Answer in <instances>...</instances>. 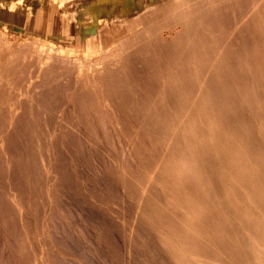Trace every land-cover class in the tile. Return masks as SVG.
I'll use <instances>...</instances> for the list:
<instances>
[{
	"label": "rangeland",
	"instance_id": "1",
	"mask_svg": "<svg viewBox=\"0 0 264 264\" xmlns=\"http://www.w3.org/2000/svg\"><path fill=\"white\" fill-rule=\"evenodd\" d=\"M213 1L66 3L87 5L71 19L86 30L56 27L57 4L23 19L0 7V264L264 263V1L225 46L257 0ZM200 86L210 107L188 124Z\"/></svg>",
	"mask_w": 264,
	"mask_h": 264
},
{
	"label": "bare ground",
	"instance_id": "2",
	"mask_svg": "<svg viewBox=\"0 0 264 264\" xmlns=\"http://www.w3.org/2000/svg\"><path fill=\"white\" fill-rule=\"evenodd\" d=\"M221 1H222V0H221ZM221 1H220V0H214V1H213V6H215V4H217V3L220 4ZM227 1H229V0H224V3L227 2ZM233 1H234V0H233ZM263 1H264V0H257V2L251 7V10L249 11L250 13H249V12L246 13V14L241 18V22L238 23L239 25L237 24L238 26L233 27V29L230 30V31L228 32L229 34L226 35L227 37H226V41H225L224 46L227 45V43H228L229 41H232V40H236V41H237V40H238V38L241 36V31H243V30H239L240 27L242 28V25H243V26H244V25L247 26V25H249V24H254V23L257 22V18H258V15H257V14H258V13L255 14L254 11H255V9H256V10H259V9L263 8V7H262L263 5L261 4V3H263ZM211 3H212V2H211ZM207 6H208V5H207ZM211 7H212V6H211ZM211 7H210V8H211ZM215 7H216V6H215ZM224 7H225V6H224ZM205 8H206V7H205ZM96 10H97V6H93V12H94V14L97 13ZM210 10H211V9H210ZM228 10H229V8H228ZM253 10H254V11H253ZM207 11H208V10H207ZM209 12H210V11H209ZM225 14H226V13H225ZM228 15H229V14H228ZM218 16H219V15H218ZM211 18H212V17H211ZM210 20H211V19H210ZM216 21H217V20H216ZM254 21H255V22H254ZM242 33H243V32H242ZM214 37H215V36H214ZM194 39H195V38H194ZM236 41H235L234 44L237 43ZM223 43H224V42H223ZM238 43H239V42H238ZM16 45H17V44H16ZM228 46H229V45H228ZM230 46H232V45H230ZM226 48H228V47H226ZM226 48L224 49V47L222 46V49H223V50H221V54H220V52H219L220 49L218 50V52H219V54H220V57H221L222 59H224V58L226 57L225 54H227V53H225V52H226V51H230V50H227ZM199 49H200V48H199ZM230 49H231V48H230ZM118 50H119V49H118ZM225 50H226V51H225ZM222 51H225V52H224L225 54H223ZM218 52H217V54H218ZM215 53H216V52H215ZM228 54H229V52H228ZM213 57H214V56H213ZM213 57H212V59H213ZM121 58H122V55H120V56H116V57H115V60H114L112 63L116 66V65L121 61ZM196 58H197V57H196ZM214 58H215V57H214ZM227 59H228V56H227ZM167 60H168V59H167ZM169 60H170V59H169ZM194 60H195V59H194ZM196 60H197V59H196ZM116 61H117V62H116ZM214 61L216 62V61H218V60L216 59V60H214ZM226 61H228V60H226ZM226 61L224 60V62H226ZM229 61H230V60H229ZM215 62H214V63H215ZM218 63H219V62H218ZM226 63H227V62H226ZM226 63H225V64H226ZM229 63H230V62H229ZM216 64H217V62H216ZM221 64H223V63H221ZM221 64H220V65H221ZM227 64H228V63H227ZM218 65H219V64H218ZM218 65H215V66H218ZM215 66H213V67H214L213 69H214V70L218 69V68H215ZM230 66H232V65L230 64ZM230 66H228V67H230ZM119 67H120V66H119ZM130 67H131V66H130ZM218 67H219V66H218ZM225 67H226V65H225ZM228 67H227V69H226V68H225V69L228 70ZM221 68L223 69V67H221ZM232 68H233V67H232ZM209 69H210V68H209ZM222 69H221V71H223V70L226 71L225 69H223V70H222ZM130 70H131V69H130ZM219 70H220V69H219ZM217 71H218V70H216V72H217ZM221 71H220V72L218 71V72L220 73L219 75L222 74ZM224 71H223V72H224ZM204 72H205V71H204ZM210 72H211V71H210ZM213 72H215V71H213ZM101 73H102V72H101ZM132 73H133V72H132ZM208 73H209V72H208ZM211 73H212V72H211ZM209 74H210V73H209ZM209 74H208V75H209ZM213 74H215V73H213ZM224 74L226 75L225 72H224ZM224 74H223V75H224ZM208 75H207V77H208ZM215 75H217V74H215ZM227 75H228V74H227ZM260 75H261V74H260ZM209 76L211 77L212 74L209 75ZM202 77H203V76H202ZM212 77H213V76H212ZM212 77H211L210 79H212ZM260 77H261V76H260ZM203 78H204V77H203ZM213 78H214V80L217 79L216 76L213 77ZM215 78H216V79H215ZM261 78H262V77H261ZM205 79H206V77H205ZM205 79H204V80H205ZM208 79H209V78H208ZM247 82H248V81H247ZM201 83H202V81H201ZM205 83H206V80H205ZM207 83H208V81H207ZM218 83H219V81H218ZM236 83H237V82H236ZM15 84H16V83H15ZM208 84H209V83H208ZM208 84H207V86H208ZM239 84H240V83H239ZM239 84H238V85H239ZM262 84H263V83H262ZM95 85H96V84H95ZM161 85H162V84H161ZM203 85H204V82H203ZM205 85H206V84H205ZM205 85H204V86H205ZM246 85H248V84H246ZM191 86H192V85H191ZM191 86H190V89H191ZM209 86H211V85H209ZM244 86H245V85H244ZM194 87L196 88V86H194ZM201 87H202V86H200V88H201ZM212 87H214V86H212ZM245 87H246V86H245ZM245 87H244V88H245ZM208 88H210V87H208ZM208 88L205 87L204 90L201 88V91H204V92H202V93H201V91H200V93L197 92V94L195 95L194 99H193L192 101L189 100V101H190V104H189V109H188V111H187V112L189 113V117H188L189 119L187 118L188 121H189L188 124H190V121H191V122H193V121L195 122V120L197 119L196 117L198 116V114H203V113H201L202 111H201V112L199 111L200 108H202L203 106L205 107L206 105L208 106V102H207V100H208V98H209V96H210V92H208ZM236 88H237V87H236ZM244 88H241V89L243 90ZM79 89H80V88H79ZM198 89H199V88H198ZM35 90H36V89H35ZM192 90H193V89H192ZM246 90H247V89H246ZM100 91H101V90H100ZM193 91H194V90H193ZM214 91H215V90H214ZM231 91H232V90H231ZM98 92H99V91H98ZM101 92H102V91H101ZM189 92H190V90H189ZM99 93H100V92H99ZM191 93H192V92H191ZM219 93H220V92H219ZM198 94H199V95H198ZM216 94H218V92H217ZM220 94H221V93H220ZM251 94H252V93H251ZM100 95H101V94H100ZM228 95H229V94H228ZM249 95H250V94H249ZM102 96H103V95H102ZM104 96L107 97V95H105V94H104ZM104 96H103V97H104ZM186 96H187V95H186ZM186 96H185V97H186ZM224 96H226V95H224ZM251 96H252V95H251ZM253 96H254V95H253ZM99 97H100V96H99ZM103 97H102V100H103ZM227 97H228V96H227ZM231 97H233V96H231ZM241 97H242V96H241ZM243 97H244V96H243ZM246 97H247V96H246ZM254 97H256V95H255ZM259 97H260V96H259ZM100 98H101V97H100ZM104 98H105V97H104ZM187 98H188V96H187ZM224 98H225V97H223L222 99L225 100ZM239 98H240V97H239ZM66 99H67V98H66ZM185 99H186V98H185ZM191 99H192V98H191ZM209 99H210V98H209ZM218 99H219V98H217V103H219V102L222 100L221 97H220V99H221L220 101H218ZM237 99H238V98H237ZM243 99H244V98H243ZM71 100H72V99H71ZM104 100H105V99H104ZM104 100H103V102H105ZM223 100H222V101H223ZM241 100H242V99H241ZM247 100H248V99H247ZM258 100H260V99H258ZM74 101H75V100H74ZM106 101H107V100H106ZM185 101H186V100H185ZM213 101H214V100H213ZM227 101H228V100H227ZM234 101H236V100H234ZM239 101H240V100H239ZM107 102H108V101H107ZM215 102H216V101H215ZM224 102H225V101H224ZM224 102H222V103H224ZM231 102H232V101H231ZM240 102H241V101H240ZM225 103H226V102H225ZM255 103H256V102H255ZM187 104H188V103H187ZM220 104H221V102H220ZM230 104H231V103H230ZM104 105H105V104H104ZM202 105H203V106H202ZM221 105H223V104H221ZM227 105H228V104H227ZM227 105H226V106H227ZM201 106H202V107H201ZM213 106H214V105H212V109H214V108H218V107H219V104H218V106L215 105L216 107H215V106L213 107ZM223 106H225V105H223ZM223 106H222V107H223ZM226 106H225V108H221V109L226 110V109H227ZM15 107H16V106H15ZM208 107H210V106H208ZM206 109H207V108H206ZM202 110H203V109H202ZM229 110H230V109H228V110H226V111H228V113H229ZM256 110H257V109H256ZM207 111H208V110H207ZM210 111H211V110H210ZM218 111H219V110H218ZM218 111H217V110H216V111L213 110V111L211 112V116H212L211 127H214V129H213V130H214V131H213V134H216V135H217V133H218V131H219V130L217 131V129L220 128V126L217 125V124H218L217 121L219 122V120L225 118V117H223V116L220 117V115L224 114V116H226L225 113H224V111H223V113L221 112L222 114H220ZM220 111H221V110H220ZM226 111H225V112H226ZM230 111H231V110H230ZM199 112H200V113H199ZM231 112H232V111H231ZM260 112H261V111H260ZM262 113H263V112H262ZM229 114H230V113H229ZM186 115H187V114H186ZM204 115H207V114H204ZM209 115H210V114H209ZM227 115H228V114H227ZM231 115H232V114H231ZM179 116H180V115H179ZM185 117H186V116H185ZM201 117H203V115H202ZM204 117H205V116H204ZM219 117H220L221 119H220ZM228 117H230V118L228 119V121L230 122L232 116H229V115H228L226 118H228ZM181 118H182V116H181ZM181 118L179 117L178 119L180 120ZM183 118H184V117H183ZM199 118H200V116H199ZM205 118H206V117H205ZM207 118H208V116H207ZM207 118H206V121H207ZM247 118H248V117H247ZM184 119H185V118H184ZM200 119H201V118H200ZM200 119H198V120L200 121ZM202 119L204 120V118H202ZM210 119H211V117H210ZM237 119H238V118H237ZM64 120H65V119H64ZM225 120H226V119H225ZM249 120H251V119H249ZM104 121H105V119H104ZM182 121H183V120H182ZM201 121H202V120H201ZM204 121H205V120H204ZM61 122H62V121H61ZM176 122H177V121H175V123H176ZM231 122H232V121H231ZM250 122H251V121H250ZM63 123H64V122H63ZM184 123H185V121H184ZM184 123H183V124H184ZM196 123L198 124V122H196ZM221 123H222V122H221ZM251 123H252V122H251ZM231 124H233V122H232ZM176 125H177V124H176ZM176 125L174 124V126H176ZM193 125H194V124H193ZM199 125H201V124H199ZM207 125H208V124H207ZM233 125H234V124H233ZM250 125H253V123L250 124ZM178 126H179V125H178ZM205 126H206V125H205ZM226 126H227V125H226ZM253 126H254V125H253ZM12 127H13V126H12ZM71 127H72V126H71ZM182 127H183V125H182ZM218 127H219V128H218ZM73 128H74V127H73ZM176 128H177V127H176ZM206 128H207V127H206ZM224 128H225V126H224ZM260 128H261V127H260ZM173 129H174V128H173ZM177 129H178V128H177ZM196 129H197V125H196ZM202 129H203V127H202ZM245 129H247V128H245ZM257 129H258V128H257ZM263 129H264V128H263ZM21 130H22V129H21ZM74 130H75V128H74ZM74 130H73V131H74ZM103 130H104V129H103ZM193 130H194V129H193ZM193 130H192V131H193ZM200 130H201V129H200ZM204 130H205V129H204ZM227 130H228V129H227ZM255 130H256V129H255ZM81 131H82V130H80V132H81ZM84 131H85V130H84ZM93 131H94V130H93ZM172 131H173V130H172ZM174 131L176 132V130H174ZM186 131H187V130H186ZM206 131H207V130H206ZM220 131H222V130L220 129ZM253 131H254V129H253ZM74 132H75V131H74ZM80 132H79V133H80ZM188 132H190V131H188ZM207 132H208V131H207ZM223 132H225V131H223ZM248 132H249V131H248ZM169 133H170V132H169ZM203 133H204V132H203ZM205 133H206V132H205ZM220 133H221V132H219V135H220ZM231 133H232V132H231ZM249 133H250V132H249ZM166 134H167V133H166ZM175 134H176V133H175ZM208 134H209V133H208ZM221 134H223V133H221ZM224 134H226V133H224ZM257 134H258V133H257ZM59 135H60V134H59ZM77 135H78V133H77ZM81 135H82V134H81ZM169 135H170V134H169ZM188 135H189V134H188ZM206 135H207V133H206ZM206 135H205V136H206ZM228 135H229V133H228ZM170 136H171V138H174V139L176 138V136L174 137V134H172V135H170ZM205 136H204V137H205ZM224 136H225V135H224ZM244 136H245V135H244ZM244 136H243V137H244ZM256 136H257V135H256ZM77 137H78V136H77ZM80 137H81V136H80ZM80 137H78V138H80ZM87 137H88V136H87ZM207 137H208V136H207ZM218 137H220V136H218ZM230 137H231V136H230ZM230 137H229V138H230ZM112 138H113V137H112ZM164 138H165V137H164ZM178 138H179V137H178ZM180 138H181V137H180ZM210 138H211V137H210ZM220 138H221V137H220ZM226 138H227V137H226ZM229 138H228V139H229ZM236 138H237V137H236ZM239 138H240V137H239ZM167 139H168V138H167ZM181 139H182V138H181ZM61 140H62V139H61ZM78 140H79V139H78ZM81 140H82V139H81ZM86 140H87V139H86ZM145 140H147V139H145ZM178 140H179V139H178ZM210 140H211V139H210ZM235 140H236V139H235ZM88 141H89V140H88ZM166 141H167V140H166ZM169 141H171V140H169ZM175 141H176V140H175ZM175 141H172V142H175ZM180 141H181V140H180ZM195 141H196V140H195ZM195 141H194V142H195ZM202 141H203V140H202ZM79 142H80V141H79ZM83 142H84V141H83ZM139 142L141 143V141H139ZM147 142H148V141H147ZM164 142H165V141H164ZM181 142H182V141H181ZM207 142H209V141H207ZM210 142H211V141H210ZM210 142H209V143H210ZM220 142H221V141H220ZM232 142H233V141H232ZM84 143H85V142H84ZM88 143H89V142H88ZM88 143H87V144H88ZM133 143H134V142H133ZM211 143H212V142H211ZM225 143H226V142H225ZM227 143H228V142H227ZM257 143H258V142H257ZM59 144H60V143H59ZM85 144H86V143H85ZM85 144H84V145H85ZM87 144H86V145H87ZM108 144H109V143H108ZM170 144H171V142H170ZM175 144H176V147H177L178 145H177L176 142L174 143V146H175ZM203 144H204V143H203ZM258 144H259V143H258ZM164 145H166V147H167L168 144H165V143H164ZM196 145H197V144H196ZM227 145H228V144H227ZM227 145H226V146H227ZM61 146H62V145H61ZM73 146H74V145H73ZM261 146H263V145H261ZM2 147H3V146H2ZM162 147H163V146H162ZM164 147H165V146H164ZM166 147H165V148H166ZM178 147H179V146H178ZM181 147H182V146H181ZM263 147H264V146H263ZM52 148H53V147H52ZM65 148H66V147H65ZM85 148H86V147H85ZM168 148H169V147H168ZM212 148H213V147H212ZM250 148H251V147H250ZM55 149H56V148H55ZM83 149H84V147H83ZM114 149H115V148H114ZM166 149H167V148H166ZM181 149H183V147H182ZM207 149H208V148H207ZM84 150H85V149H84ZM161 150H162V149H161ZM172 150H173V149H172ZM177 150H178V149H177ZM177 150H176V151H177ZM185 150H187V147L184 146V150H182V152H185ZM208 150H209V149H208ZM103 151H104V150H103ZM164 151H165V150H164ZM164 151L162 150V152H164ZM179 151H180V150H179ZM196 151H197V150H196ZM165 152H167V151H165ZM177 152H178V151H177ZM202 152H203V151H202ZM238 152H239V151H238ZM8 153H9V152H8ZM160 153H161V152H160ZM194 153H195V152H194ZM161 154H163V153H161ZM161 154H159V155H161ZM171 154H172V153H171ZM171 154H170V155H171ZM173 154H174V153H173ZM179 154H180V152H179ZM166 155H167V154H166ZM166 155H165V156H166ZM168 155H169V154H168ZM170 155H169V156H170ZM174 155H175V154H174ZM183 155H184V154H183ZM183 155H182V156H183ZM212 155H213V154H212ZM226 155H227V154H226ZM113 156H114V155H113ZM182 156H181V154H180V157H182ZM166 157H167V156H166ZM178 157H179V156H178ZM196 157H198V156L196 155ZM211 157H212V156H211ZM163 158H164V157H163ZM163 158H162V159H163ZM168 158H170V157H168ZM172 158H173V157H172ZM188 158H190V157H188ZM193 158H194V157H193ZM182 159H184V157H183ZM157 160H159V159H157ZM157 160H156V161H157ZM163 160H164V159H163ZM170 160H172V159H170ZM170 160H169V161H170ZM186 160H187V159H186ZM186 160H185V162H186ZM189 160H191V159H189ZM189 160H188V161H189ZM48 161H49V160H48ZM149 161H150V160H149ZM156 161H155V162H156ZM167 161H168V160H167ZM180 161H181V158H180L179 162H180ZM223 161H224V160H223ZM170 162H174V161L172 160V161H170ZM183 162H184V160H183ZM189 162H190V161H189ZM193 162H194V161H193ZM50 163H51V161H50ZM50 163H49V164H50ZM124 163H125V162H124ZM127 163H128V162H127ZM156 163H157V162H156ZM156 163H155V164H156ZM162 163H163V161H162ZM165 163H166V162H165ZM176 163H178V162H175V164L173 163V164H174V167H175ZM228 163H229V162H228ZM159 164H161V163H159ZM159 164H158V165H159ZM183 164H184V163H183ZM51 165H52V164H51ZM166 165L170 166V164H168V163H167ZM166 165L163 164L164 167H167ZM197 165H198V164H197ZM156 166H157V165H156ZM177 166H178V165H177ZM185 166H186V165L184 164V165H183V168H184ZM49 167H50V165H49ZM154 167H155V166H154ZM157 167H158V166H157ZM179 167H180V166H179ZM192 167H193V164H192ZM217 167H218V166H217ZM0 168H1V167H0ZM167 168H168V167H167ZM170 168H171V167H170ZM194 168H195V167H194ZM209 168H210V167H209ZM156 169H158V168H156ZM163 169H165V168H163ZM168 169H169V168H168ZM184 169H185V168H184ZM186 169L188 170L189 168L187 167ZM223 169H224V168H223ZM0 170H1V169H0ZM48 170H49V169H48ZM151 170H152V169H151ZM153 170H154V169H153ZM176 170H177V172H178L179 169L176 168ZM176 170H173V168H171V170H170V174H171V175H172V174L174 175V173H177V172H174V171H176ZM187 170H186V171H187ZM216 170H217V169H216ZM158 171H160V170H158ZM164 171H166V170H164ZM171 171H173V173H171ZM186 171H185V172H186ZM189 171H190V170H189ZM189 171H187V172H189ZM194 171H195V170H193V172H194ZM225 171H226V170H225ZM151 172H152V171H151ZM155 172H156V171H155ZM185 172H184V173H185ZM187 172H186V173H187ZM190 172H191V171H190ZM92 173H93V172H92ZM166 173H168V172H166ZM191 173H192V172H191ZM229 173H230V171H229ZM99 174H100V173H99ZM151 174H152V173H149V176H150ZM179 174H181V173H178L177 175H179ZM203 174H204V173H203ZM221 174H222V172H221ZM153 175H154V174H152V176H153ZM159 175H160V174H159ZM159 175H157V176H159ZM166 175L168 176L169 174H165V176H166ZM184 175H185V174H184ZM186 175H187V174H186ZM186 175H185V176H186ZM189 175H190V174H189ZM191 175H192V174H191ZM200 175H201V174H200ZM236 175H237V174H236ZM157 176H156V175H155V177L153 176V177H154V180H155V178H156ZM161 176H163V175H161ZM167 176H166V177H167ZM180 176H182V174H181ZM206 176H207V175H206ZM59 177H60V176H59ZM76 177H77V176H76ZM153 177H152V178H153ZM182 177H183V176H182ZM220 177H222V176H220ZM161 178H163V177H161ZM175 178H176V177H175ZM179 178H180V177H179ZM183 178H184V177H183ZM194 178H195V177H194ZM196 178H197V177H196ZM64 179H65V178H64ZM159 179H160V178H159ZM164 179H165V178H164ZM164 179H163V181H165V183H166V180H164ZM223 179H225V178H223ZM84 180H85V179H84ZM100 180H101V179H100ZM149 180H151V179H149ZM152 180H153V179H152ZM196 180H197V179H195V181H196ZM211 180H212V178H211ZM155 181H156V180H155ZM155 181H154V182H155ZM159 181H160V180H159ZM212 181H213V180H212ZM224 181H225V180H224ZM148 182H149V181H148ZM197 182H198V181H197ZM197 182H195V183H197ZM145 183H146V182H145ZM150 183H151V182H150ZM156 183H157V182H156ZM156 183H152V184H154V186H155ZM162 183H163V182H162ZM162 183H160V184H162ZM211 183H212V182H211ZM211 183H209V184H211ZM100 184H101V183H100ZM147 184H148V183H146V185H147ZM152 184H151V185H152ZM203 184H204V183H203ZM212 184H213V183H212ZM215 184H216V183H215ZM157 185H158V184H157ZM162 185H163V184H162ZM162 185H161V186H162ZM193 186H194V185H193ZM203 186H204V185H203ZM210 186H211V185H210ZM212 186H213V185H212ZM114 187H115V186H114ZM148 187H149V184H148ZM151 187H153V186H151ZM155 187L158 188V186H155ZM214 187H215V186H214ZM221 187H222V186H221ZM221 187H220V188H221ZM198 188H199V187H198ZM215 188H216V187H215ZM220 188H219V189H220ZM114 189H115V188H114ZM118 189H119V188H118ZM144 189H146L145 186H144ZM151 189H152V188H151ZM153 189H155V188L153 187ZM231 189H232V188H231ZM115 190H116V189H115ZM147 190H148V188H147ZM147 190H146V191H147ZM212 190L216 191L215 189H212ZM85 191H86V190H85ZM146 191H145V192H146ZM153 191H154V190H153ZM156 191H157V190H156ZM156 191H155V193H156ZM214 191H212V192H214ZM151 192H152V191H150V193H151ZM142 193H143V191H142ZM195 193H196V192H195ZM198 193H199V192H198V190H197V194H198ZM215 193H216V192H215ZM215 193H214V196L216 195ZM217 193H219V192H217ZM246 193H247V192H246ZM145 194H146V193H145ZM152 194L154 195L153 192H152ZM152 194H151V195H152ZM197 194H196V195H197ZM59 195H60V194H59ZM196 195H195V196H196ZM210 195H211V194H210ZM217 195H218V194H217ZM149 196H150V194H149ZM195 196H194V197H195ZM143 197H144V196H143ZM198 197H199V196H198ZM226 197H227V196H226ZM149 198H150V197H149ZM151 198L154 199V197H152V196H151ZM216 198H218V197H216ZM95 199H96V198H95ZM147 199H148V198H147ZM253 199H254V198H253ZM145 200H146V198H145ZM151 200H152V199H151ZM151 200H150L149 202H151ZM219 200H220V198H219ZM219 200H218V201H219ZM12 201H13V200H12ZM146 201H147V200H146ZM152 201L154 202V200H152ZM246 201H247V200H246ZM149 202H148V203H149ZM215 202H216V201H215ZM221 202H222V201H221ZM225 202H226V201H225ZM207 203H208V202H207ZM213 203H214V202H213ZM234 203H235V201H234ZM14 204H15V203H14ZM16 204H17V203H16ZM144 204H145V203H144ZM146 204H147V203H146ZM236 204H237V203H236ZM149 205H150V204H149ZM149 205H148V206H149ZM215 205H216V204H215ZM215 205H213V206H215ZM220 205H221V204H220ZM206 206H208V204H207ZM209 206H210V204H209ZM213 206H212V207L210 206L211 209L213 208ZM249 206H250V205H249ZM222 207H223V205H222ZM17 208H19V207H17ZM22 208H23V207H22ZM207 208H209V207H207ZM215 208H217V207H215ZM195 209H196V208H195ZM205 209H206V207H205ZM217 209H218V208H217ZM213 210L215 211V209H213ZM213 210H212V211H213ZM227 210H228V209H227ZM235 210H236V209H235ZM18 211H19V210H18ZM58 211H59V210H58ZM191 211H192V212H190V214H195V216H196V214H198V213H193L194 208H193V209L191 208ZM208 211H210V209H209ZM212 211H211V212H212ZM224 211H225V209H224ZM3 212H4V211H3ZM53 212H54V211H53ZM196 212H198V210H196ZM215 212H216V211H215ZM236 212H237V211H236ZM219 213H220V212H219ZM226 213H227V212H226ZM20 214H21V213H20ZM59 215H60V214H59ZM220 215H222V213H220ZM220 215H219V216H220ZM238 215H239V214H238ZM247 215H248V214H247ZM192 216H193V215H192ZM21 217H22V216H20V218H21ZM189 217H190V216H189ZM193 217H194V216H193ZM193 217H191V218H193ZM223 217H224V216H223ZM225 217H226V216H225ZM233 217H234V216H233ZM26 218H27V217H26ZM35 218H36V217H35ZM191 218H190V220H192ZM218 218H219V217H218ZM221 220H222V219H221ZM221 220H219L221 223H223L224 221L226 222L225 219H224V221L222 220L223 222H222ZM228 220H229V219H228ZM135 221H136V220H135ZM21 222H22V221H21ZM225 222H224V223H225ZM212 223H213V222H212ZM254 224H255V223H254ZM221 226H222V225H221ZM25 227H26V226H25ZM22 228H23V227H22ZM256 228H257V227H256ZM215 229H216V228L214 227V230H215ZM26 233H27V232H26ZM38 233H39V232H38ZM43 233H44V232H43ZM196 234H197V233H196ZM217 234H218V233H217ZM53 235H54V234H53ZM197 235L200 236L201 234H200V235L197 234ZM218 235H219V234H218ZM94 236H95V235H94ZM198 236H197V237H198ZM11 238H12V237H11ZM83 238H84V237H83ZM97 238H98V237H97ZM222 238H223V237H222ZM28 240H29V239H28ZM223 240H224V239H223ZM247 240H248V239H247ZM28 242H29V241H28ZM6 243H7V242H6ZM52 243H53V242H52ZM214 243H215V242H214ZM223 243H224V242H223ZM250 243H251V242H250ZM7 245H8V244H7ZM63 246H64V245H63ZM182 246H183V245H182ZM214 248H215V247H214ZM7 251H8V250H7ZM251 252H252V251H251ZM260 253H261V252H260ZM260 253H259V254H260ZM60 255H62V254H60ZM250 255H251V257H252L253 254H250ZM35 259H36V258H35ZM63 259H64V258H63ZM252 259H253V258H252ZM51 260H52V259H51ZM37 261H38V260H37ZM37 261H36V262H37ZM45 262H46V261H45ZM249 262H250V261H249ZM26 263H27V262H26ZM260 263H261V262H260ZM262 264H264V263H262Z\"/></svg>",
	"mask_w": 264,
	"mask_h": 264
},
{
	"label": "crops",
	"instance_id": "3",
	"mask_svg": "<svg viewBox=\"0 0 264 264\" xmlns=\"http://www.w3.org/2000/svg\"><path fill=\"white\" fill-rule=\"evenodd\" d=\"M90 1L91 0H88V2ZM113 1L135 2L138 0H113ZM75 2H77V0H0V7L3 8L4 13H8V14L11 13V17L23 19V18H32L36 16V14L40 11L50 10L49 8L51 4H57L58 6L56 5L57 6L56 9L58 10V13L50 16L51 18L58 19L57 21L54 20L53 22L56 27L59 26L60 28L62 26V28H66V29L76 28L77 30L78 29L86 30L88 28L86 24H83L81 21L74 23V22H71V19L72 18L86 19L88 16H93L92 13L89 12L90 10L87 7V5L82 6V9L85 12L82 16H72V15L66 16L65 14L61 13L66 3H75ZM90 9L93 11V6H90ZM99 9L103 10L101 7L97 6V10ZM5 16H8V15H5ZM67 19L69 20L66 21ZM60 20H62V22Z\"/></svg>",
	"mask_w": 264,
	"mask_h": 264
}]
</instances>
